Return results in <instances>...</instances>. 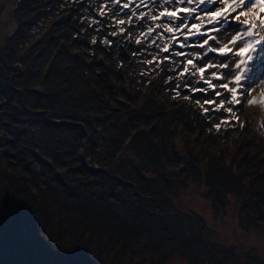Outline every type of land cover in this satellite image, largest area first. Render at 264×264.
Masks as SVG:
<instances>
[{
  "label": "trees",
  "instance_id": "obj_1",
  "mask_svg": "<svg viewBox=\"0 0 264 264\" xmlns=\"http://www.w3.org/2000/svg\"><path fill=\"white\" fill-rule=\"evenodd\" d=\"M39 1L18 0L14 9L18 19H31L32 6ZM79 1L55 2L67 11L62 21L55 23L57 32H65L61 35L62 51L52 58L50 54L41 56L37 50L29 57L31 70L35 63L47 61L53 68L44 74L39 68L29 84L19 82L15 86L27 88L31 94L28 102L19 97L18 103L27 110L26 115H20L24 119L35 115L40 122L38 134L24 136V143L32 150L39 147L45 158L29 150L28 159L35 162L28 169L23 160L16 164L8 155L0 157V254L5 246L6 264H29L33 256L44 259L42 264H53L49 259L54 255L61 256L60 264H119L128 253L137 255L136 249L157 260L175 251L186 252L198 241L209 251L210 244L197 223L174 206L173 200L189 176L206 174L210 186L222 193L228 190L230 179L244 181L243 175L236 174L242 168L229 169L219 160L214 166L211 161L199 164L191 150L190 159L181 158L171 129L179 118L175 123H166L171 101L163 97L164 76L156 77L160 80L157 87H152V80L150 89L139 93L136 85L143 79L138 71H126L118 59L110 56L115 39L105 46L101 57L96 53L87 61L86 53L75 48L76 43L84 42L85 35L95 33V24L86 29L84 19L101 22L102 29L108 26L103 14H88L85 8L82 14L86 1ZM90 1L99 6V0ZM150 3L128 5L134 7L133 12L144 14L142 8L150 10ZM158 24L155 19L154 25ZM66 25L75 30V37L66 32ZM124 26L127 30L128 25ZM56 35L52 33L49 39ZM127 52L120 49L118 56L131 60L125 57ZM12 58L7 61L0 49L4 67L9 68ZM96 59L101 66L109 65L86 73ZM71 64L72 70L67 71L65 67ZM85 76L90 77L89 81ZM8 78L11 88L14 78ZM6 99L13 101V94L7 93ZM9 119V113L0 111V123ZM183 120L191 128L200 122L193 116ZM251 131L247 141L264 136L259 129ZM10 135L7 132L6 141L2 137L0 141L12 144ZM168 168H179L178 178L171 179ZM254 194L264 204V182L254 184Z\"/></svg>",
  "mask_w": 264,
  "mask_h": 264
},
{
  "label": "rangeland",
  "instance_id": "obj_2",
  "mask_svg": "<svg viewBox=\"0 0 264 264\" xmlns=\"http://www.w3.org/2000/svg\"><path fill=\"white\" fill-rule=\"evenodd\" d=\"M66 1L73 4V0ZM84 1L86 3L81 8V13H85L83 11L85 9H88V14L103 13L108 27L102 29L101 22H90L84 19L86 29L93 28L92 23L95 24V33L93 36L85 35L84 42L76 43L75 48L84 51L88 61V59L92 60L91 55H96V53L101 57L106 49L105 46L115 39L116 42L111 48L110 56L118 59V63L126 67V71H138L143 80L137 82L136 89L142 94L150 89L152 80V87L155 88L160 81L156 77L162 74L164 76L162 91L165 93L163 97L168 96L171 101L169 111L165 114L168 120L166 123L167 125L170 121L175 123V119L179 118L177 124H173L171 129L174 131L173 144L181 158L190 159L189 151L191 150L192 154L196 155L195 159H199V164L211 161L214 166L216 165L215 161L219 160L224 162V167L229 169L242 168L236 174L243 175L242 179H244L241 183L230 179L228 190L221 193L215 191L210 186L206 174L201 173L197 174L196 178L189 176L188 183H181L177 191V198L173 200L174 206L179 207L184 214L197 223L201 235L210 244L209 251L205 249L204 243L198 241L196 246L186 252L175 251L163 259L157 260L151 254L146 256L142 253L139 254L141 251L136 249L137 255L128 253L121 260L119 259V264H264V204H261L254 194V184L264 182V136H262L263 134L257 135L254 139L252 138V141H247L252 129L264 131V61H261L250 73L254 79L252 87L248 91L247 101L243 102V106L234 101L229 103L233 99L232 93L218 86L228 84L229 88L235 87L233 77L241 74V81H244L242 73L248 71L246 56L251 52V49H248L245 57H236L234 55L236 47L229 43L231 38L236 35L235 30L240 27L233 19L237 13L228 15L227 24L211 23L213 29L211 27L202 28L203 34H199L197 28H200V24L202 27H208L210 20L209 14L200 11L199 8L196 13L189 15L183 24L180 20L176 19L173 23L168 20L167 16H159V13L165 8L173 11L179 7H182L179 15L183 16L185 13H182V10L197 7L195 2L191 5H169L161 0L159 5L150 3V10L142 8L141 12H144L142 16V13L137 14L132 11L134 7L128 6V10L125 11L124 5L130 3L131 6L136 7V4L143 0L133 2L119 0L118 3L117 0H99L97 8L94 6V2ZM145 1L148 3L149 0ZM17 2L18 0H0V49L7 56V61L13 56L9 68L4 67L5 65L1 64L0 60V111L10 115L9 120L0 123V137L5 142L8 132L11 134L8 137L9 140L13 141L8 145L0 141V157L8 155L9 159L16 164L23 160L26 167L32 169L35 159L32 161L28 159L29 150L31 151L32 148L29 146L30 144L24 143V141L27 142V139L24 140V136H29L31 133L37 135L41 130L40 122L35 115H29L25 119V116L20 115L23 113L26 115L27 110L18 103L20 102L19 97L21 96L28 102L31 94L27 88H15V86L19 82L24 86L29 84V78L35 77L39 68H43V74L53 68V65L47 61L41 65L38 62L35 63L34 70H31L33 69L32 65L28 66L31 64L29 57L32 58L37 50L41 56L47 57L50 54L52 58L54 54L56 56L62 51L61 35L65 32H57L55 23L61 22L62 16H65L67 11L60 8L59 2L55 5L56 0H40L37 6H32L34 15L31 16V19H27L26 16L24 22L18 19L14 12ZM200 8H207L210 12H215L217 8H225V5L223 3H219L215 7L201 5ZM33 9L31 13H33ZM154 14L158 17V26H155L154 20L151 19ZM193 16L196 18L193 19ZM261 17H264V8L254 9L252 14L240 16V20L248 18L259 24ZM121 20L124 23H118ZM124 25H128L127 30L124 29ZM176 25H179V28ZM185 25L187 27L196 25L193 42L190 41L189 35L186 36V41H183L184 32L188 29ZM167 27H171L173 31L171 33L166 31ZM150 28L151 32H149ZM65 29L69 35L72 34V37L76 36L72 27L66 25ZM103 32L105 36H103ZM255 32L256 29H253L254 34ZM52 33L57 35L49 39ZM137 40L140 42L137 43ZM205 40H207V44L203 43ZM128 41L131 42L128 43ZM120 43L123 45L118 47L117 45ZM169 43L174 46L173 50L175 51H162L161 47L167 48ZM225 44L232 48V52L227 53V56L209 50L221 48ZM239 46H242V43H238L237 47ZM120 49L127 50L128 54H125V57L132 59L126 61L121 59L122 55L118 56ZM161 54L165 56L160 57ZM166 57H169V60H166ZM242 59H245V64L238 70L235 64ZM188 60H192V64H188ZM162 61H165V66ZM222 63H227L229 67H219ZM107 65L101 66V62L99 63L96 59L91 65L93 68L86 70V73L89 74L92 70H102ZM65 68L67 71H71L72 64ZM200 68L204 69L203 73L198 71ZM212 73H216L221 78L213 77ZM8 75L14 78V86L11 88V79L8 78ZM85 78L86 81L90 79L89 76H85ZM5 79H10V81ZM210 84L217 85V87L212 88L209 86ZM7 87L9 92H6ZM204 89L207 91L205 92ZM215 92H219L221 95L217 96L214 94ZM7 93L13 94V101L9 102L6 99ZM185 97L188 98L185 99ZM237 99H242L239 93ZM254 99L259 100V103H248ZM205 100L214 101V103H205ZM221 101H223L222 105ZM218 105L220 107L217 108ZM229 108L231 112L226 111ZM204 109H208V111H204ZM188 116L199 117L200 122L191 128L183 120ZM215 125H219V129ZM250 148L253 149L251 153ZM32 151L35 154L38 153L40 158H45V154L39 147ZM87 159H90L89 155ZM36 161L38 162L39 159L37 158ZM91 161L98 165V161L93 159ZM178 169H167L171 179L178 178ZM120 184L121 182L118 185ZM0 232L2 233V231ZM1 249H3L1 252L3 254H0V264H6V247L2 246ZM14 254L17 255L16 252ZM33 257H30L29 264H42L44 259L39 256ZM60 257L54 255L49 260L53 264H60Z\"/></svg>",
  "mask_w": 264,
  "mask_h": 264
},
{
  "label": "snow or ice",
  "instance_id": "obj_3",
  "mask_svg": "<svg viewBox=\"0 0 264 264\" xmlns=\"http://www.w3.org/2000/svg\"><path fill=\"white\" fill-rule=\"evenodd\" d=\"M119 0H117V3ZM151 3H154L156 5H159L161 0H150ZM164 3L173 5V4H188L191 5L195 2L197 7L189 9H184L185 15L180 16V9L176 8L173 11H169L167 8H165L163 11L159 13L160 17L167 16L168 20L170 22H173L176 19H179L181 24L184 23V20L188 18L189 15H192L193 13H196L198 8L200 11L207 12L210 16L209 23L214 24H227V17L231 13H237L233 19L236 21V23L240 26L235 30L236 35H234L229 43L233 45V47H236V51L234 52V55L236 57H245V53L247 49H251V52L248 53L246 56V61L248 62L247 67L248 71L242 73L244 76V81H241V74H237L233 77V80L235 82V87L229 88L228 84H220L219 87L224 88L228 92L232 93L233 99L229 101V103H233V101L236 104H240L243 106V102L247 101V95L248 91L252 87V81L253 77L250 75V73L257 67V65L264 61V35H261V33H264V17H261L260 23L257 24L254 20L251 19H244L240 20V16H248L253 13V10H259L260 8H264V0H163ZM223 3L225 5V8L220 9L217 8L215 12H210L207 8H200L201 5H212L215 7L217 4ZM129 5L126 3L124 5L125 8H127ZM239 9V12L237 10ZM103 14V13H101ZM144 15L143 13L141 14ZM196 17L193 16V19ZM151 19L155 20L158 19L157 16H152ZM131 22V21H129ZM118 23H124L123 20L118 21ZM177 28H179V25H176ZM187 27V25H185ZM192 27H196V25H193ZM253 29H256L255 34L253 33ZM152 29H149V32H151ZM166 31H173L171 27H167ZM197 31L199 32V29L197 28ZM227 31V29H225ZM258 37V38H257ZM213 39H215L213 37ZM95 42V41H94ZM140 41L137 40V43ZM204 44H207V40L203 42ZM238 43H242V46L237 47ZM255 45V47H253ZM164 51H167V48L163 49ZM213 52H219L221 55L227 56V53L232 52V48H230L227 44H225L221 48H211L209 49ZM179 55V53H177ZM188 64H192V60H188ZM245 64V59H242L239 63L235 64L236 69H240L241 66ZM213 66V65H209ZM219 67L227 68L229 65L227 63H222L219 65ZM187 70V69H186ZM201 73H203L204 69L200 68L198 69ZM212 76L220 79L221 77L217 76L216 73H212ZM203 78V77H202ZM207 82V81H205ZM212 88L217 87V85H209ZM206 92L207 89H204ZM239 93V96L242 99H237V94ZM215 95L219 96L221 93L215 92ZM188 97H185L187 99ZM199 103V101H197ZM205 103H214V101L205 100ZM250 104L259 103V100H252L248 101ZM223 104V101H221V105ZM203 107V106H201ZM220 107V105L217 106V108ZM204 111H208V109H204ZM226 111L231 112V109H226ZM217 129H219V125H215Z\"/></svg>",
  "mask_w": 264,
  "mask_h": 264
},
{
  "label": "water",
  "instance_id": "obj_4",
  "mask_svg": "<svg viewBox=\"0 0 264 264\" xmlns=\"http://www.w3.org/2000/svg\"><path fill=\"white\" fill-rule=\"evenodd\" d=\"M110 187L112 188V187H113V185H112V184H110Z\"/></svg>",
  "mask_w": 264,
  "mask_h": 264
},
{
  "label": "flooded vegetation",
  "instance_id": "obj_5",
  "mask_svg": "<svg viewBox=\"0 0 264 264\" xmlns=\"http://www.w3.org/2000/svg\"><path fill=\"white\" fill-rule=\"evenodd\" d=\"M121 44V43H120ZM123 44H121V46H122Z\"/></svg>",
  "mask_w": 264,
  "mask_h": 264
}]
</instances>
